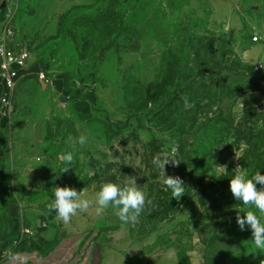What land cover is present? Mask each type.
I'll return each mask as SVG.
<instances>
[{"label": "rangeland", "instance_id": "rangeland-1", "mask_svg": "<svg viewBox=\"0 0 264 264\" xmlns=\"http://www.w3.org/2000/svg\"><path fill=\"white\" fill-rule=\"evenodd\" d=\"M9 9L11 45L31 58L12 113L0 102V262L20 243L11 209L50 225L55 186L94 201L103 183L134 177L152 201L135 224L94 203L81 212L92 262L261 264L250 227L236 223L254 209L229 183L237 166L264 175V0H0V18ZM80 135L87 143L60 173ZM172 141L181 163L165 173L184 181L179 200L153 164Z\"/></svg>", "mask_w": 264, "mask_h": 264}, {"label": "clouds", "instance_id": "clouds-1", "mask_svg": "<svg viewBox=\"0 0 264 264\" xmlns=\"http://www.w3.org/2000/svg\"><path fill=\"white\" fill-rule=\"evenodd\" d=\"M228 31V27H225ZM184 107L190 108L187 98H184ZM72 151H66L59 156V160L64 165L60 173H68L74 162V151L77 145L84 146L87 143V137H68L67 141ZM177 142L172 141L169 150L153 158V164L161 170L162 183L164 190L171 192L172 198L179 200L185 194L184 181L176 175H166L165 166L171 164L173 167L179 166L181 161L178 159ZM235 174L230 179L229 187L233 197L241 202L246 208L254 209L244 212V215L236 216V223L240 230H244L247 224L252 231V241L259 251H264V223L260 217L264 216V175L257 171L251 178H248L245 171L237 166ZM216 172L219 175L227 173L226 165H216ZM257 185H260L258 188ZM53 200L48 205V210L55 211L58 220L69 223L71 218L77 212L87 211L93 203L97 215L102 214L109 207L114 209L115 216L125 225L135 224L142 215L146 205L152 201L147 198V193L136 184L134 177H131L129 183L121 186L114 182H105L95 194V199L83 198V190L77 191L69 186H55L53 189ZM259 214V215H258ZM264 264V261H261Z\"/></svg>", "mask_w": 264, "mask_h": 264}, {"label": "crops", "instance_id": "crops-1", "mask_svg": "<svg viewBox=\"0 0 264 264\" xmlns=\"http://www.w3.org/2000/svg\"><path fill=\"white\" fill-rule=\"evenodd\" d=\"M11 223L15 229L30 227L34 231V236L21 243L7 255L0 264H92L91 249L94 239L89 236L93 229V223L81 212H77L69 223L58 220L56 213L52 224L48 225L44 215L35 212L31 217L21 209L13 208L10 210ZM17 238V232H14ZM52 243V247L43 251L44 243ZM35 244L37 247H31ZM127 258H125L126 260ZM130 263V260H126ZM116 262H114L115 264ZM102 264H105L103 261ZM118 264H122L121 262Z\"/></svg>", "mask_w": 264, "mask_h": 264}, {"label": "built area", "instance_id": "built-area-1", "mask_svg": "<svg viewBox=\"0 0 264 264\" xmlns=\"http://www.w3.org/2000/svg\"><path fill=\"white\" fill-rule=\"evenodd\" d=\"M14 35L15 30L9 9L0 18V102L3 104L6 113H12L13 111L11 98L14 89L21 73L27 68L31 58V54L27 49L12 47L11 40L14 38ZM38 74L41 79L46 78L45 72L39 71ZM32 236H34V231L30 227L25 226L19 229L17 239L22 241Z\"/></svg>", "mask_w": 264, "mask_h": 264}, {"label": "trees", "instance_id": "trees-1", "mask_svg": "<svg viewBox=\"0 0 264 264\" xmlns=\"http://www.w3.org/2000/svg\"><path fill=\"white\" fill-rule=\"evenodd\" d=\"M19 233V229H18V231H17V234ZM33 237V236H32ZM30 237H27V238H25L24 240H22V241H20V243L18 244V246H17V248L21 245V243H23V242H25V241H27V239H29ZM44 247H43V251H46V250H48V249H50L51 247H52V243H50V242H45L44 244ZM31 247H37L35 244H31ZM16 248V249H17Z\"/></svg>", "mask_w": 264, "mask_h": 264}, {"label": "water", "instance_id": "water-1", "mask_svg": "<svg viewBox=\"0 0 264 264\" xmlns=\"http://www.w3.org/2000/svg\"><path fill=\"white\" fill-rule=\"evenodd\" d=\"M97 259V258H96ZM93 264H99V261L98 260H94L93 261Z\"/></svg>", "mask_w": 264, "mask_h": 264}]
</instances>
